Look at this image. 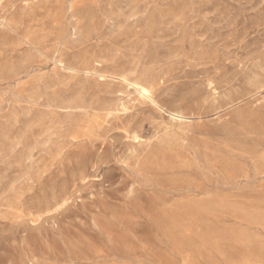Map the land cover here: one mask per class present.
<instances>
[{
	"label": "rangeland",
	"instance_id": "obj_1",
	"mask_svg": "<svg viewBox=\"0 0 264 264\" xmlns=\"http://www.w3.org/2000/svg\"><path fill=\"white\" fill-rule=\"evenodd\" d=\"M0 264H264V0H0Z\"/></svg>",
	"mask_w": 264,
	"mask_h": 264
},
{
	"label": "bare ground",
	"instance_id": "obj_2",
	"mask_svg": "<svg viewBox=\"0 0 264 264\" xmlns=\"http://www.w3.org/2000/svg\"><path fill=\"white\" fill-rule=\"evenodd\" d=\"M125 82V81H124ZM136 89L138 90L139 94L143 97V98H146V99H150L152 94H151V91L150 89L143 85V84H136ZM180 118H183L182 116L179 117Z\"/></svg>",
	"mask_w": 264,
	"mask_h": 264
}]
</instances>
